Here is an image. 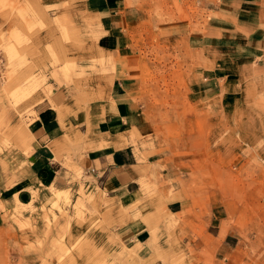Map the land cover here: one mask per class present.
Masks as SVG:
<instances>
[{"label":"rangeland","instance_id":"1","mask_svg":"<svg viewBox=\"0 0 264 264\" xmlns=\"http://www.w3.org/2000/svg\"><path fill=\"white\" fill-rule=\"evenodd\" d=\"M216 3L121 1L131 21L121 73L140 107L141 122L131 134L146 170L147 192L118 212L129 225L130 219L138 226L154 224L148 227L151 237L147 245L129 250L109 242L97 245L104 229L92 196L84 188L69 191L70 197L58 192L62 203L56 217L44 215L47 226L52 219H76L78 226L92 219L86 230L91 237L63 228L38 264H78L84 255L86 264H264V48L234 64L217 96L201 95L200 40L215 22ZM253 6L263 14L260 22L257 16L249 19L252 30L264 25V0ZM106 35L87 0H0V157L12 151L29 155L20 141L27 143L24 127L47 87L66 85L82 97L92 78L98 83L99 76L113 71L114 61L101 43ZM260 54L256 78L251 67ZM34 77L37 84L28 96L27 83ZM22 84L27 86L21 89ZM171 200L180 202L179 211H167ZM10 217L8 224L30 227L15 213ZM2 235L0 264H34L19 256L26 247L35 251L34 244L19 248L18 241L5 243ZM36 243L39 248L40 240ZM128 251L139 260H131ZM146 252L150 255L142 258Z\"/></svg>","mask_w":264,"mask_h":264},{"label":"crops","instance_id":"2","mask_svg":"<svg viewBox=\"0 0 264 264\" xmlns=\"http://www.w3.org/2000/svg\"><path fill=\"white\" fill-rule=\"evenodd\" d=\"M121 1L87 0L88 10L97 16L107 32L101 43L114 61L113 71L107 77L99 76L98 83L92 78L82 97L73 96L66 85L47 87L49 93L32 106V114L24 127L27 143L20 141L24 150L29 149V155L12 151L4 154V158L0 157L2 239L13 245L18 241L19 248L34 244L35 251L26 247L19 254L27 263H40V257L44 258L50 249L51 240L58 237L63 228L74 236L85 233L87 239L91 237V232L86 230L92 219H85L81 226L76 224V219H52V226H47L44 215L56 217L62 203L56 196L58 192L70 197L69 191L77 194L84 188L92 196L91 205L98 207L99 222L104 229L97 245L109 242L129 250L143 243L147 245L151 237L148 227L154 224L138 226L130 219L129 225L127 219H119L118 212L120 205L142 200L147 192L146 170L137 159L136 140L131 134L141 122L140 107L132 98L131 82L121 73V51L131 22L124 14ZM254 3L255 0H217L213 6L215 22L204 31L200 40L204 58L203 76L198 85L201 95L209 99L217 96L222 83L233 74L234 64L243 57H254L264 48V25L259 23L257 30L250 29L249 19L257 16L260 22L259 17L263 14L261 9L254 8ZM69 21L80 23L76 17ZM237 46H243L242 51L236 50ZM261 55L253 60L254 77L261 73L262 64L258 63ZM37 80L35 77L30 79L29 87L22 84L21 89L26 85L28 96L31 95ZM96 93L98 97H95ZM129 137L134 143L128 140ZM106 205L110 206L109 211L105 210ZM166 209L175 213L180 209V202L171 200L166 203ZM11 212L21 222H29L30 227L20 229L11 222L12 231L11 223L5 221L11 219ZM108 238L111 241H107ZM160 244L161 237L158 247ZM128 255L131 260H139L129 251ZM149 255L150 252H146L141 257L148 258ZM86 260L87 255H84L82 259H76V263L86 264Z\"/></svg>","mask_w":264,"mask_h":264}]
</instances>
